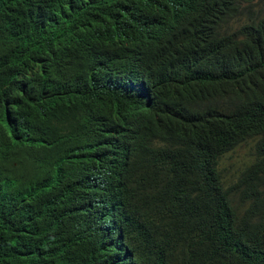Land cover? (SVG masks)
Instances as JSON below:
<instances>
[{"label": "clouds", "instance_id": "obj_1", "mask_svg": "<svg viewBox=\"0 0 264 264\" xmlns=\"http://www.w3.org/2000/svg\"><path fill=\"white\" fill-rule=\"evenodd\" d=\"M91 1L0 0V19L10 6L28 18L10 35L12 41L23 40L28 29L24 49L34 51V43L44 42L57 55L47 71L27 69L15 60L0 63V73L8 80L0 87L1 114L11 106L0 122V264L264 263L258 261L261 251L256 248L261 237L251 235L240 222L244 218L252 226L264 223L258 207L246 198L251 187L264 188V166L250 173L247 159L236 177L227 176L224 159L246 145L223 143L217 133L197 131L188 104L175 90L161 102L166 84L173 85L167 65L183 79L198 78L211 39L247 61L261 53L264 45L254 39L264 32V0H124L113 30L117 51L103 56L107 73L97 72L98 82L87 85L81 83L89 71L67 54L66 41L91 29L79 24L80 9ZM56 69H67L74 84L52 93L45 86L47 75ZM244 74L249 73H231L219 86L232 85ZM118 79L124 80L122 86H116ZM189 91L200 105L199 115L217 121L233 111ZM107 95L113 97L108 106ZM20 103L26 109L17 113ZM115 111L138 127L137 139L121 129ZM106 118L111 127L101 135L78 144L69 138L59 146L54 127L73 131ZM184 131L195 139L197 157L216 158V152H226L216 158V165L164 174L175 214L193 209L209 194L214 200L229 193L234 216L226 223L209 221L203 230L199 223L197 230L175 237L164 227L174 220L159 205L154 185L141 181L140 169L170 166V145L183 142L170 138ZM141 143L145 150L139 157ZM215 169L223 184L203 187L202 181ZM232 225L244 245L232 243ZM143 231L149 234L143 236ZM189 236L196 239L191 249L185 245Z\"/></svg>", "mask_w": 264, "mask_h": 264}, {"label": "trees", "instance_id": "obj_2", "mask_svg": "<svg viewBox=\"0 0 264 264\" xmlns=\"http://www.w3.org/2000/svg\"><path fill=\"white\" fill-rule=\"evenodd\" d=\"M124 3V0H92L86 6L80 9L79 24L91 28L79 37H73L66 41L67 54L82 68L89 71L87 78L81 84L94 85L98 82L100 75L107 73L108 61L102 60L107 53L117 51V46L113 38V30L117 24V12ZM22 13L18 14L10 6L3 11L0 19V63L4 60H15L22 63L27 69L36 71H47L54 65V58L57 57L46 43L36 42L32 49H24L27 40L28 29L24 33V39L19 42L12 41L11 34L21 30L27 17ZM9 18L11 21L9 22ZM39 17L32 19L34 26L38 25ZM254 41L258 45H264V32L257 36ZM229 43V42H228ZM206 59L199 66L200 74L198 78L189 80L180 77L179 73L171 65H167L173 79V85L166 84L161 97V102L168 101L170 95L176 91L178 97L188 104L187 112L192 113L193 127L199 132L217 133L216 138L223 143L233 145H246L252 151L248 157V171L250 173L261 170L264 166V50L247 61L239 53L223 49L222 43L216 40H209L206 43ZM248 72L241 79L236 80L232 85L219 86L220 83L231 73ZM39 79L37 75L33 77ZM8 84V80L0 73V87ZM74 84L69 78L67 69H56L47 75L45 89L49 92L61 90L65 85ZM123 79L116 81V86H122ZM189 90L202 94L209 100L210 105H219L231 107L227 116L222 114L217 121L206 115H199L200 105L192 97ZM95 97L100 109L105 112L107 108L99 99L97 91ZM113 97L107 95L105 104L112 103ZM2 97L0 96V122L11 111L8 106L1 114ZM25 105L20 103L16 110L17 113L24 112ZM223 111V109H221ZM113 117L121 125V129L138 138L136 132L139 131L134 123H129L119 112L115 111ZM217 122L221 125H217ZM111 125L108 119H104L98 124H92L88 127L81 126L73 131H67L66 126L54 127V133L59 136V146H64L66 139L72 138V144L87 143L92 136H98L110 129ZM180 140V144L170 145L173 149V161L169 166H161L159 169H140L141 181L154 185L159 192V205L166 208L169 216L174 220L164 225V227L174 232L175 237L182 234H188L198 229L203 230L208 226L209 221L216 223H226L230 217H233V208L229 193H221L219 198L212 200L209 194L204 202H198L193 209H182L179 215L175 214L172 206L173 200L170 198L164 187V174L166 172L186 173L192 166L208 164L216 165L226 149L215 153V157L205 156L197 157L195 139L192 135L184 131L170 138V141ZM165 147L167 149L166 141ZM145 144L139 146V157L143 155ZM156 154L155 150H149ZM140 167H138L139 169ZM203 187H210L216 184H223L218 170H213L207 179L202 181ZM247 194V193H246ZM251 199L264 216V188L253 186L249 189L247 197ZM47 201V200H46ZM49 202V201H47ZM241 224L245 225L251 235L260 236L261 242L256 248H259L261 254L258 261L264 259V223L259 226H252L241 219ZM229 233L232 234V243L244 245L245 241L239 235V229L232 225ZM149 234V231H143L142 235ZM195 237L189 236L185 245L188 249L194 247ZM172 241H175L172 240ZM264 264V263H262Z\"/></svg>", "mask_w": 264, "mask_h": 264}, {"label": "rangeland", "instance_id": "obj_3", "mask_svg": "<svg viewBox=\"0 0 264 264\" xmlns=\"http://www.w3.org/2000/svg\"><path fill=\"white\" fill-rule=\"evenodd\" d=\"M252 153L246 146L237 148L224 159V172L227 176L236 177L243 168V163Z\"/></svg>", "mask_w": 264, "mask_h": 264}]
</instances>
